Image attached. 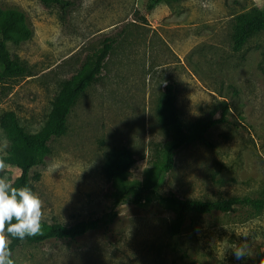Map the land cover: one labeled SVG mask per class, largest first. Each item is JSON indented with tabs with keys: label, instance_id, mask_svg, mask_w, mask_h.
Segmentation results:
<instances>
[{
	"label": "rangeland",
	"instance_id": "374dc122",
	"mask_svg": "<svg viewBox=\"0 0 264 264\" xmlns=\"http://www.w3.org/2000/svg\"><path fill=\"white\" fill-rule=\"evenodd\" d=\"M68 1L73 6L64 16L41 0H0V24L17 10L32 31L27 41L17 35L6 41L27 74L0 80V118L13 111L28 133L39 132L62 84L106 39L114 42L102 75L73 107L67 134L50 142V154L32 171L41 175L32 183L43 201L42 223L74 226L100 218L106 225L76 241L26 243L14 253V264H261L264 209L237 206L235 212L192 216L180 235L170 237L175 214L167 203L147 195L139 204L116 206L104 163L112 148L127 147L137 160L129 179L153 182L159 150L172 134L165 86L174 85L186 126L224 103L229 122L210 131L214 147L180 149L175 167L154 190L203 201L264 198V32L240 51L233 48L236 18L264 12V0L171 1L153 36L147 27L152 0ZM157 30L174 31V43ZM4 138L8 147L0 155L11 148L0 123V142ZM5 171L11 182L19 174L9 166ZM245 241L249 255L237 259L231 247Z\"/></svg>",
	"mask_w": 264,
	"mask_h": 264
},
{
	"label": "trees",
	"instance_id": "16d2710c",
	"mask_svg": "<svg viewBox=\"0 0 264 264\" xmlns=\"http://www.w3.org/2000/svg\"><path fill=\"white\" fill-rule=\"evenodd\" d=\"M41 1L47 7H58L64 16L73 6L72 2L68 0ZM171 1L176 0H152L148 10L152 11L160 3ZM261 32H264L263 11L257 10L251 14L238 16L233 36L234 50L240 51L254 35ZM13 35H17L23 41L32 37V31L26 24V15L17 10L10 11L0 24V80L8 76L27 74L25 66L8 50L6 41ZM113 43L112 40L106 39L98 51L86 57L80 70L62 84L61 90L53 102L48 120L39 132L28 133L13 111L6 112L1 116V127L11 143V148L6 155L0 156L3 157L7 166L15 168L19 172L17 178L12 182L14 186L27 185L35 192L32 181H40L41 175L32 176L33 169L43 165L46 157L50 154V142L67 134L68 118L73 107L86 90L102 75L104 63L113 49ZM164 94L165 119L172 134L170 141L163 144L159 150V159L152 170L153 182L140 184L129 179L131 170L137 161L129 148H112L106 156L104 173L115 190V205L119 206L127 202L139 204L147 195L163 200L175 214L174 221L168 226L170 237L180 235L192 216L235 212L237 206L250 208L253 213L261 212L264 209V198L233 197L217 201H203L181 199L174 194L162 197L154 190L164 173L175 167V156L180 149L196 143L214 147L209 139L210 131L218 125L229 122L227 118L229 106L224 103L217 110H210L204 117L186 126L176 106L175 86L166 85ZM218 110L220 111L219 117L216 116ZM5 174L6 171L0 172V175ZM103 225L106 223L100 218L82 221L74 226L61 223H42L41 234L28 236L23 240L10 237L11 258L13 259L17 249L26 243L40 245L51 241H76Z\"/></svg>",
	"mask_w": 264,
	"mask_h": 264
},
{
	"label": "clouds",
	"instance_id": "9594fccd",
	"mask_svg": "<svg viewBox=\"0 0 264 264\" xmlns=\"http://www.w3.org/2000/svg\"><path fill=\"white\" fill-rule=\"evenodd\" d=\"M8 147L7 139L0 142V153ZM0 156V172L7 169ZM44 218L43 201L38 194L25 185L16 187L7 175H0V264H14L11 258L10 237L20 240L28 236L41 234ZM15 221V222H13ZM237 236L247 237V233H236ZM232 250L237 259L249 255L247 242L233 244ZM264 264V261H261Z\"/></svg>",
	"mask_w": 264,
	"mask_h": 264
},
{
	"label": "crops",
	"instance_id": "0c3cea01",
	"mask_svg": "<svg viewBox=\"0 0 264 264\" xmlns=\"http://www.w3.org/2000/svg\"><path fill=\"white\" fill-rule=\"evenodd\" d=\"M164 6H166V7H168L167 6V3H160L159 5H157L152 11H151V13H150V15H149V18H151V22H153V23H151L152 25L151 26H147L149 29H152V31L149 33L151 36H153V34H154V32H155V30L154 29H157L160 25H156L155 24V22L156 23H159L157 20V18L159 17L158 15L159 14H161L164 10H163V7ZM169 13H170V10H169V12H168V15H169ZM173 15V14H172ZM175 17V16H174ZM158 31V30H157ZM159 32V35H160V37L161 38H163V40L164 41H166L168 44L169 43H171V42H173L174 40H175V33H174V31L172 32H170L171 34H163L162 33V31L161 30H159L158 31ZM174 43V42H173Z\"/></svg>",
	"mask_w": 264,
	"mask_h": 264
}]
</instances>
